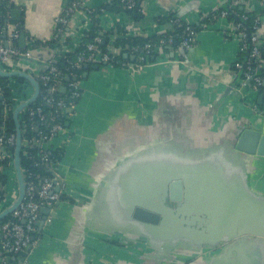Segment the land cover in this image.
<instances>
[{
    "label": "crops",
    "instance_id": "1",
    "mask_svg": "<svg viewBox=\"0 0 264 264\" xmlns=\"http://www.w3.org/2000/svg\"><path fill=\"white\" fill-rule=\"evenodd\" d=\"M5 1L10 7L4 23L7 33L14 24L22 22L30 38L46 42L52 37L56 18L71 0ZM81 1L87 8L99 10L111 0ZM222 2L141 0L143 17L139 21L123 12L103 10L98 15L103 32L119 26L127 36L152 37L170 34L174 28L169 22L159 25L155 19L175 14L184 23L199 24ZM234 3L250 13L263 14L264 32V5L259 0ZM12 10L21 12L19 21L12 20ZM231 22L212 19L201 26L194 47L185 56H180L176 46L139 72L125 66L89 69L86 75L83 71L82 96L66 132L51 146L58 148L65 143L57 170L71 196L84 194L86 199L61 202L54 207L42 229L37 228L36 243L21 264H207L193 256L199 248L180 241L156 246L157 241L148 242L136 226L125 227L126 217L115 208L122 207L123 194V186L116 182L130 160L196 158L215 149L231 132L229 129L222 134L219 129L231 127L234 122L264 132V116L257 113H264V92L256 113L236 102L233 104L238 112L233 113L234 119H229L227 107H219L216 113L215 100L229 83L230 66L240 54L238 42L225 34ZM71 23L73 30L78 31L90 22L86 13L79 10ZM80 34L73 37L74 42L80 40ZM23 88L24 93L32 94L31 86ZM247 97L241 102L252 103L258 96ZM233 162L244 168L248 190L264 196V157L240 155L234 156ZM8 181L6 201L0 208L9 205L18 191L16 181ZM121 233L127 236V246L118 241ZM259 256L248 261L264 264V245Z\"/></svg>",
    "mask_w": 264,
    "mask_h": 264
},
{
    "label": "water",
    "instance_id": "2",
    "mask_svg": "<svg viewBox=\"0 0 264 264\" xmlns=\"http://www.w3.org/2000/svg\"><path fill=\"white\" fill-rule=\"evenodd\" d=\"M140 3L141 0H138L137 5ZM237 6L234 0H224L210 15L218 16L220 11H226L234 17L237 16V21H240L239 12L235 9ZM239 11L248 13L240 7ZM11 15L12 20L19 21L21 12L12 10ZM18 45L22 49L26 47V37L23 32L20 33ZM176 46L180 56H185L186 52L179 46L177 38H174V46L169 47L168 50L173 51ZM120 53L117 52L121 55ZM122 58L130 59L132 62L135 59L134 56H128L126 53ZM89 69L98 70L99 67L84 66V75ZM230 69L231 79L214 103L218 106L216 113L219 107H227L230 111L229 119H234V114L238 112L235 110L234 102L241 103L244 108H250L256 113L257 104L262 103L264 83L261 87L262 92L261 90L254 92L251 82L244 80L243 70L235 71L233 65ZM0 77L23 78L33 90L30 98L13 110L16 126L13 164L18 191L16 198L0 210V221H2L18 207L24 197L25 186L20 170L22 138L18 115L23 108L37 99L40 87L36 79L27 73L5 72L0 68ZM68 79L65 77V81ZM60 92L64 94L66 88L61 87ZM248 95L258 97L254 98L252 103H242V100H248ZM238 107L240 108V105ZM68 112L73 113L71 110ZM257 113L264 116L263 112ZM230 114L232 116H229ZM240 119H243V116ZM64 126L68 127L69 123L65 122ZM229 129L231 132L226 134ZM219 130L222 134H226L224 140L216 144L215 149L199 157L141 159L126 163L125 170L121 171L116 182L123 186L122 207L115 208L126 217L125 227L136 226L148 242L151 239L156 240L157 243H154L156 246L166 243L172 245L180 241L192 248H199L193 256L207 261V264H259L248 261V258H259L261 247L264 245V196L248 190L245 170L241 165L234 163L233 159L234 156L240 155L264 157V132L240 122H234L231 127L223 126ZM152 175L154 178L151 177ZM60 186V184L57 186V191ZM85 199L86 196L80 194L73 201L78 203ZM60 203H55L54 207L59 206ZM118 204L121 203L118 201ZM51 209L52 207L41 209L38 230L42 229ZM214 231L217 232L215 236L212 235ZM126 237L121 233L118 238L124 246L128 245ZM34 239L33 236L32 241ZM149 244L150 247L153 246ZM31 249L32 247L29 246L21 253V262Z\"/></svg>",
    "mask_w": 264,
    "mask_h": 264
},
{
    "label": "built area",
    "instance_id": "3",
    "mask_svg": "<svg viewBox=\"0 0 264 264\" xmlns=\"http://www.w3.org/2000/svg\"><path fill=\"white\" fill-rule=\"evenodd\" d=\"M259 1L264 5V0ZM121 2L123 10H133L136 5L135 0H121ZM79 10H83L88 16L90 28L93 13H96L99 17V12L103 11L102 9L87 8L81 0H71L56 18L52 37L49 41H46L54 43L55 47L51 49L46 48L47 46H35L36 39L33 38L26 41L24 49L14 45V41L19 40L20 37L16 24L13 25V29L8 33L5 41L0 39V68L5 72L27 73L36 79L40 87L37 97V99L40 98V103L35 107H30L31 104L23 108L18 115L19 123H22L21 135L26 131L25 121L22 119L23 115H27L28 128L31 131L34 129L38 130L39 127L44 125L47 126V131L44 133L38 132L36 138L21 140L20 157L23 162L28 161L33 167H41L47 174L43 176L34 175L27 167H22L20 161L25 192L23 200L18 207L4 220L0 221V264H21V253L27 250L29 246L33 248L36 242L35 239L32 241V237L36 233L41 219V209L47 207H52L53 209L55 203L61 202L63 195L71 200L75 198L71 196L69 186L65 184L53 161L54 151L56 149L63 150L65 143L58 148H53L51 143L66 132L63 122L70 115L72 116L73 113L70 114L68 111L74 112L76 101L82 95L81 77L84 66H97L99 69L106 66L112 67L110 65L112 60L115 56H119L117 52H121V48H115L113 45L117 38L116 34L109 36V45L105 51L100 48L102 43L101 32H98L91 42L82 44L83 38L90 31L88 25L82 26L81 30L78 31H74L71 26L72 17ZM227 16L228 13L226 11H220L218 16L210 15L209 17L211 20H215L217 18L227 19ZM238 17L240 21L228 24V30L225 33L227 38L239 44L240 54L233 66L235 71L243 70L244 80H249L252 90L257 92L264 83V32L262 30V18L259 14H255L250 27L246 28L245 22L251 18L249 12L240 14ZM169 23L174 27L180 23V20L174 19ZM76 34H80L78 42H74L73 39ZM197 34L198 31L190 23L186 22L182 34L179 35V46L185 52L192 50ZM67 38L70 40L68 44L66 43ZM173 42L174 38L170 34H165L158 39L157 43L147 42L141 46H131L128 48L127 55L134 56L135 59L133 62L122 63V66L131 71L139 72L152 63L148 60L150 53L153 52L158 56L165 52L163 50L164 46H171ZM67 54H72L73 56L67 57ZM243 56L244 60H242ZM61 57L65 59L66 63V73L64 74L57 66L58 58ZM65 77L69 78L68 81H65ZM25 86L31 85L26 83L22 87L19 86L18 89L13 90V110L19 104L27 101L32 95L22 91ZM61 87L66 88L64 94L60 92ZM45 107L49 108L48 112L44 111ZM7 114V108L3 107V121L0 125V160H7L8 164L6 168L0 167V170L2 175H6L7 181L10 178L16 181L13 164L14 153L10 150V148H15L16 133L8 132L5 128L4 120ZM31 147L38 148L37 156L29 155L28 150ZM59 184L61 186L59 191H57L56 188ZM16 196L17 194L15 193L13 200ZM6 197L5 191L3 198L0 196V206L6 201ZM65 202L69 203L68 201Z\"/></svg>",
    "mask_w": 264,
    "mask_h": 264
},
{
    "label": "trees",
    "instance_id": "4",
    "mask_svg": "<svg viewBox=\"0 0 264 264\" xmlns=\"http://www.w3.org/2000/svg\"><path fill=\"white\" fill-rule=\"evenodd\" d=\"M136 1V5L135 8L133 10H123L122 8V2L121 0H111L109 3L102 5L101 9L104 11H107L109 13H113V14H118V13H125L129 16V18L135 20V21H139L141 20V18L143 17L142 12H141V7L140 5H137V1ZM10 7H8V3L5 0H0V16H1V20H0V39L5 41L7 39L8 33L6 30V27L4 26L5 20L8 18V12H9ZM236 12L238 13V16L240 14H243V12L239 11V7L236 8ZM251 15V18H249L246 22H245V26L246 28L250 27L252 18L255 16V13H249ZM263 16V14H262ZM261 16V18H262ZM174 19H179L175 14H170L167 17H159L157 19H155V22L159 25L164 24L166 22H170L171 20ZM227 20H230L232 22H238L237 21V16L234 17L230 14H228L227 16ZM209 23L211 22V18L207 17L203 20H201L199 22V24H194L192 25V27L196 30L199 31L201 29V26L205 23ZM17 25V31L19 32V34L21 32H23L25 34L26 37V41H29L30 37L26 34L24 28H23V23L19 22L16 23ZM185 27V23L183 21H180V23L178 25H175L173 28L172 33H170V35L172 36V38H177L179 40V35L182 34L183 30ZM98 32H101L102 35V43L100 44V48L102 49V51H105L107 49V46L109 45V36L112 34H116L117 38L115 39L113 45L115 48H121V55L119 56H115L114 59L112 60L111 64L113 67L115 68H119L122 67V63H126L127 60H124L122 58L124 53H128V48L131 46H141L147 42H153V43H157L158 39L161 38L163 35L161 36H152V37H143V36H127L125 35V33L122 31V29L117 26L113 31L110 32H102L101 27H100V20L99 17L97 16L96 13H93L92 18H91V28L90 31L86 34V36L83 38V43L82 44H86L91 42L94 37H96V35L98 34ZM70 42L69 38L66 39V43L68 44ZM14 45L18 46V40L14 41ZM35 46H39V47H44L47 46L46 48H53L55 47L53 42H46L43 43L40 40H35ZM174 46V42L171 46H164L163 50L166 52L168 51L169 47H173ZM58 47V46H56ZM73 56L72 54H67V57ZM157 55L155 53H150V55L148 56V60L150 62H154L156 59ZM242 60H244V56L242 58ZM57 66L61 69L62 73H66L65 72V67H66V63H65V59L64 58H58V62H57ZM84 71V69H83ZM83 73V72H82ZM82 80V79H81ZM28 83L25 79L23 78H12L11 80L8 78H4V77H0V125L1 122L3 121L2 118V110L3 107H6L8 110V114L4 120V125L5 128L8 132L11 133H16V126H15V122L13 119V107H14V85H17V89L18 86L22 87L23 84ZM261 92L263 91V89H260ZM82 96V95H81ZM81 98V97H80ZM80 98L76 101V106L78 105V102L80 100ZM40 103V98L37 99V101H35L34 103H32V105L30 107H35L36 105H38ZM45 112L49 111V108H44ZM70 117L63 122V124L65 125V122H70ZM22 119L25 121V125H26V131L21 135L22 140H25L27 138H36L37 137V133L38 132H46L47 131V126H41L39 127L38 130L34 129V130H29L28 128V117L27 115H23ZM22 122V120H21ZM22 123L20 124V129H21ZM15 149V148H14ZM14 149L10 148L11 152L14 153ZM29 155L31 156H37L38 153V148L37 147H31L28 150ZM64 155V150L61 149H56L53 153V161L54 164L56 166H58V164L60 163V161L62 160ZM21 158V157H20ZM21 165L22 167H27L29 170H31L33 172L34 175H39V176H43L46 175L47 172L42 169L41 167H33V165H31L30 162H23V159L21 158ZM8 162L7 160H0V167L2 168H6ZM7 185V177L6 175H2L1 170H0V196L3 198L4 193H5V187ZM68 201L69 203L73 202V200H71L69 197L63 195L61 197V202H65ZM1 202V200H0ZM4 220V219H3ZM35 236V234H34Z\"/></svg>",
    "mask_w": 264,
    "mask_h": 264
},
{
    "label": "rangeland",
    "instance_id": "5",
    "mask_svg": "<svg viewBox=\"0 0 264 264\" xmlns=\"http://www.w3.org/2000/svg\"><path fill=\"white\" fill-rule=\"evenodd\" d=\"M30 65H31V63H30ZM13 86H14V89L17 88V85H14V84H13ZM18 88H19V86H18Z\"/></svg>",
    "mask_w": 264,
    "mask_h": 264
}]
</instances>
